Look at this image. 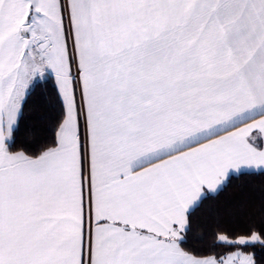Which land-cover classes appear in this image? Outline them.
<instances>
[{
	"label": "snow or ice",
	"instance_id": "1",
	"mask_svg": "<svg viewBox=\"0 0 264 264\" xmlns=\"http://www.w3.org/2000/svg\"><path fill=\"white\" fill-rule=\"evenodd\" d=\"M230 189L264 220V0H0V264H258L264 229L191 242Z\"/></svg>",
	"mask_w": 264,
	"mask_h": 264
},
{
	"label": "trees",
	"instance_id": "2",
	"mask_svg": "<svg viewBox=\"0 0 264 264\" xmlns=\"http://www.w3.org/2000/svg\"><path fill=\"white\" fill-rule=\"evenodd\" d=\"M50 85L41 84L32 91L28 106L24 109V115L19 123L17 132V147L27 150H36L40 144L49 140L52 136V128L49 118L43 117L44 108L51 104L48 94ZM259 183V180L256 181ZM240 192L230 189L229 192L215 201H208L201 209L197 210L192 217L191 242L198 248L207 251V245L211 243L213 233L226 232L230 236L242 234L249 228L256 230L264 229V220L258 214L245 216L218 214V208H224L232 201L239 199ZM244 250L254 253L258 264H264V247L259 244L244 247ZM233 250V249H230ZM217 253L229 251L226 247H218Z\"/></svg>",
	"mask_w": 264,
	"mask_h": 264
},
{
	"label": "crops",
	"instance_id": "3",
	"mask_svg": "<svg viewBox=\"0 0 264 264\" xmlns=\"http://www.w3.org/2000/svg\"><path fill=\"white\" fill-rule=\"evenodd\" d=\"M244 252H246V253H251V252H248V251H246V250H244V249H242ZM231 251H235V249H233V250H231Z\"/></svg>",
	"mask_w": 264,
	"mask_h": 264
}]
</instances>
